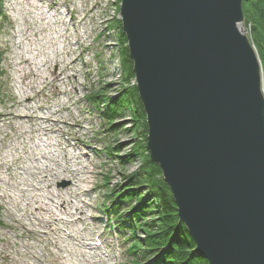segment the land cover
<instances>
[{
    "label": "water",
    "instance_id": "water-1",
    "mask_svg": "<svg viewBox=\"0 0 264 264\" xmlns=\"http://www.w3.org/2000/svg\"><path fill=\"white\" fill-rule=\"evenodd\" d=\"M147 146L210 264H264L262 65L243 0H122Z\"/></svg>",
    "mask_w": 264,
    "mask_h": 264
},
{
    "label": "rangeland",
    "instance_id": "rangeland-1",
    "mask_svg": "<svg viewBox=\"0 0 264 264\" xmlns=\"http://www.w3.org/2000/svg\"><path fill=\"white\" fill-rule=\"evenodd\" d=\"M2 3L0 173L8 175L7 184L1 186L9 192L10 197H0V220L5 224L0 227V264H128L130 256H125V244L122 239L114 236L115 230L113 226L110 227L111 221L107 220L103 206L104 202L108 203L106 194L111 190L119 191V186L126 184L127 178L143 164L140 157H134L122 166L115 156L119 154L124 157L133 151L136 137L128 131L132 128L131 114L129 110L123 113L121 120H118L122 125L118 133L113 134L99 117L103 105L93 108V104L86 99L91 93L100 92L107 83L112 85L106 93L110 99L117 96V90L125 87L124 83H120L118 74L115 79L111 76V63L107 62L110 56L119 55L124 45L119 28L117 32L120 35L113 33L112 25L117 21L119 26H123L122 0H2ZM106 26L109 29L107 32ZM239 28L259 56L264 90V67L254 41L252 26L243 20ZM104 30L108 36L112 33V37L96 39L97 33H104ZM77 31L82 34V53L75 42ZM63 37L72 43H64ZM61 45L68 49L69 53H65L69 56L68 60H62ZM105 46L108 55L98 57ZM97 58L101 63L99 69ZM72 59L75 60L74 64H71ZM48 71L58 75L56 83L48 84ZM29 98L32 100L29 101ZM26 111L39 117L53 112V116L61 121V128L64 127L74 141L68 143L65 136L54 131L45 134L43 127L46 123H42V120L28 122L8 117L11 113L22 114ZM115 136L119 143L114 142ZM95 141L97 147L104 151L89 148ZM115 145L121 147L118 153L106 152L108 146ZM70 155L79 157L77 165L68 160ZM18 159V163L11 169L9 166ZM82 163L85 166L82 181L76 185L80 188H87L88 185L92 187L89 196L82 197L83 201L74 191L72 194L67 192L68 188L74 186L76 178L66 171L68 167L80 168ZM45 176L51 179L52 190L58 192L61 199L46 192L42 201L52 204L65 199L67 203L64 205L69 212H75L74 204L83 205L86 210L85 221H80L77 216V221L68 227L63 224L53 225L48 230L37 226V220L25 214L27 200L26 193L21 192L25 187L22 181L43 180ZM106 176L108 184L104 180ZM66 182L68 184L63 185ZM59 214L64 220L70 219L62 211ZM68 234L78 239L83 235L91 240L89 243L95 242L99 234L104 240V259L101 262L92 259L95 252ZM84 256L88 261L83 260Z\"/></svg>",
    "mask_w": 264,
    "mask_h": 264
},
{
    "label": "trees",
    "instance_id": "trees-1",
    "mask_svg": "<svg viewBox=\"0 0 264 264\" xmlns=\"http://www.w3.org/2000/svg\"><path fill=\"white\" fill-rule=\"evenodd\" d=\"M244 21L251 24L253 37L264 67V0H243ZM3 15V3L0 0V17ZM122 46V65L124 80L127 84L134 79L133 61L129 54L126 34L120 25ZM2 55L0 54V60ZM2 71L0 70V77ZM105 85L100 92L93 94L92 99H105V93L110 89ZM129 109L132 119V128L128 131L136 137L133 151L130 155L116 156L120 164L125 166L134 157H140L142 166L127 179L130 186L123 184L118 190H111L106 197L112 201L109 211L117 215L124 224L130 222V264H210L201 255L196 242L190 235L186 225L180 220L177 205L171 190L162 176V170L156 162L150 160L147 146L148 125L146 112L141 101L138 88L128 85L121 96L110 105L109 119L114 124L122 118L124 108ZM116 129V126H113ZM120 146L111 148L119 152ZM122 159V160H121ZM109 179L106 176L105 183ZM109 189V188H108ZM128 211L129 216L124 217Z\"/></svg>",
    "mask_w": 264,
    "mask_h": 264
},
{
    "label": "bare ground",
    "instance_id": "bare-ground-1",
    "mask_svg": "<svg viewBox=\"0 0 264 264\" xmlns=\"http://www.w3.org/2000/svg\"><path fill=\"white\" fill-rule=\"evenodd\" d=\"M90 10H93V9H90ZM91 13H92V11H91ZM82 25L85 27V25L83 23H82ZM112 25L114 26L113 27V29H114L113 32L114 31L117 32V27L120 29V26H119V24H118L117 21H115V23H113ZM239 27H240V23H239ZM108 30L109 29L106 26V32ZM106 32L104 30V33L102 32L103 35H102V33H97V35L95 36V38L98 39V40H101V38L107 39V36L109 34H106ZM117 33H118V35H120L119 32H117ZM71 37H72V35H71ZM120 39H121V37H120ZM78 41L79 40L75 39V42H78ZM70 42L72 43V41H69V44H70ZM60 47H61V49H60L61 55H63L62 56V60H64V59H67L68 60L69 59V56L65 55V53H67V54L69 53L68 52V49L63 48L62 45ZM106 54L108 55V49L105 46V48L103 49V52H101V54L98 57H102V56L104 57V55H106ZM118 54L119 55H116L115 54V56H113V55L110 56V60L107 61L108 63H111V65L113 66V68H112V66L110 65L111 68H109V73L111 74V76L114 79H115L116 75L118 74L120 76L119 77L120 78V83H124L125 87L122 90L121 89L117 90L116 91V95L117 96H114L115 98L113 97L112 99H110V97L107 96L106 93H105L104 95H106V98L105 99H101V102H102V100H106V101L105 102H102V103H98V104H101V105L104 106V124L109 127L111 133H113V134H117L118 133L119 126L122 125V124H119L118 123V120L120 121L121 118L117 119L114 124H111L110 119H109V112H110L109 109H110L111 103L116 98H118L119 96H121V94L123 93V91L125 90V88L128 87V85H130V86L135 85L138 88L136 77H134V79H132L130 81V84H127L125 82V80H124V67L122 65V55H121V52H119ZM94 59H96V58H94ZM97 59H98L97 60V65L99 66L98 67V69H99L101 67L100 66L101 63L99 62V58H97ZM73 60L74 59H72L71 64H74L75 60L74 61ZM82 60H84V57H82ZM25 61H27V58L25 59ZM77 61H78V58L76 59V62ZM92 61H93V58H92ZM47 77H49V79H50L48 81L49 82L48 84H54V83H56L58 81V79H57L58 78V75H53L49 71H48V76ZM106 85L112 86L111 83H107ZM109 90H111V87H110V89H108V91ZM28 100L31 101L32 98H29ZM129 109L131 110V108H129ZM129 109L125 107L124 110H123V112L125 113V111L126 110H129ZM53 114H54L53 112H49V114L46 117H42V116L39 117V116H36V115L31 114V113H29V112L26 111V112H24L22 114H20V113H11L10 115H8V117L11 116V117L18 118L20 120L28 121V122L33 121L34 119L43 120L44 123L45 122H49L51 120L50 121V125H46L45 127H43V131H45L44 133L45 134H48L51 131L52 132L53 131L56 132V130H57L56 126H57V124H60V122H61L57 117H54ZM131 119H132V116L130 118V121H131ZM146 121H147V117H146ZM113 126H116V129H113ZM114 142L119 143L117 141V139H116V136H115V141ZM61 152L62 153L63 152L66 153V151H62V150H61ZM70 156L71 157H68V160L69 161H73V165H77V160H78L79 157H77V155H73V156L70 155ZM150 160L153 161V162H156L158 164V162L155 161L151 157V153H150ZM18 161H19V159L18 160H14V164L12 166H9V167L12 169V167H15V165L18 163ZM16 168L18 169V167H16ZM84 168H85V166H84L83 163L81 164V168H74V169H71L70 167L66 168V171L71 172V177H75L76 178V181H73L74 182L73 183L74 186H72V188H70V189L68 188L67 192H70L72 194V192L74 191V193L76 194V196H80L81 195V197L84 196V194H86L85 192L88 191L87 189L81 191L80 188L77 187V185H76L77 182H80L82 180V177H83L82 170ZM160 168H161V166H160ZM161 170H162V168H161ZM9 171H10V169L7 168V172H9ZM60 175H61V173H60ZM7 176L8 175L5 174V173H3V172L0 173V197L1 198L2 197L4 198L6 196L7 197H10L9 192L1 186L2 184H7ZM162 176H163V179L165 180L164 174H163V170H162ZM165 182H166V180H165ZM22 183H23V185L25 187H24L23 190H21V192L22 193H26L25 196H26V200H27V205L24 208V211H26L25 214L27 216H29V218H31V219L33 218V219L37 220V226H39V227H45L48 230L51 229V227L53 225L57 226V225L63 224L65 227H68L69 225H72V224L75 223V221H77V218H76L77 216H79V220L80 221H85L84 216L86 214L85 213L86 210H85V207L83 205L74 204V210H75V212H69V210L66 209V207L64 205V204L67 203V201L65 199L63 201H60V200L55 201V203H52V204L51 203H48L47 204V203H44L42 201V198L44 197V193H46V192L48 194H53L58 199H61L60 198L61 195L58 192H54L52 190L51 179H48V177L45 176L43 180H37V181H26V180H24V181H22ZM167 185H168V183H167ZM126 186H130L129 183H127ZM169 188H170V186H169ZM171 193H172V191H171ZM174 201H175V199H174ZM59 207H61V208L59 209ZM17 208H19V206H17ZM177 209H178V207H177ZM60 211L64 212L66 215H68L70 219L69 220H64L60 216V214H59ZM81 213H83V214H81ZM178 214H179V212H178ZM20 223L23 224L22 222H20ZM130 225H131L130 222H127L126 223V226H130ZM23 227H24V225H23ZM53 233H55V231H53ZM68 235H69V237H72V238L74 237V235H70V234H68ZM81 237L82 238H80V239H78L77 237H74V238L77 239V240H79L81 242V244L84 245L82 240H85L87 238L84 237L83 235ZM28 246H30V245H28ZM99 246H100V248H102L103 250H105V247H101V245H99ZM196 246H197V243H196ZM102 249L99 252H97L96 249L91 248L90 249L91 251H95L96 252L95 255L92 257V259H95L96 258V259H98V261L101 262L102 259H104V257L100 254V252L102 251ZM90 258H91V256H90ZM205 258L207 259L206 256H205ZM83 260L88 261V258H85V256H84Z\"/></svg>",
    "mask_w": 264,
    "mask_h": 264
},
{
    "label": "built area",
    "instance_id": "built-area-1",
    "mask_svg": "<svg viewBox=\"0 0 264 264\" xmlns=\"http://www.w3.org/2000/svg\"><path fill=\"white\" fill-rule=\"evenodd\" d=\"M119 30H120V29H119ZM114 32H115V31H114ZM114 32H113V33H114ZM108 37H109V38L112 37V33H111L110 36H108Z\"/></svg>",
    "mask_w": 264,
    "mask_h": 264
}]
</instances>
